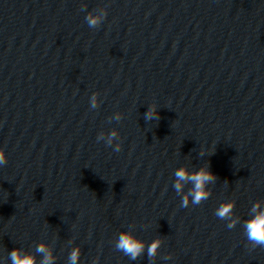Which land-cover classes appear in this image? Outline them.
Wrapping results in <instances>:
<instances>
[{"label": "clouds", "instance_id": "1", "mask_svg": "<svg viewBox=\"0 0 264 264\" xmlns=\"http://www.w3.org/2000/svg\"><path fill=\"white\" fill-rule=\"evenodd\" d=\"M89 27L95 28L100 23V18L89 13L85 17ZM93 106H95V98L93 97ZM146 120L158 119V115L155 113V107H150L149 111L145 114ZM116 136L113 132L109 136L108 143L111 144L112 139ZM115 151H120V146L117 145ZM7 163V157L4 149L0 148V165H5ZM177 177V182L174 185L177 193L181 191V182L192 181L194 182V188L182 198L181 206L187 207L189 204V197L191 198V203L199 205L202 201L207 200L210 193L205 190V184L216 179L215 175L205 168H201L198 172L189 174L184 168H180L175 173ZM234 202H225L220 205L216 210V216L220 219H230L232 210L234 208ZM259 208V204H255L252 208L253 212H256ZM235 226V222H231L228 228L231 229ZM245 235L248 242L251 244L252 248L262 247L264 248V211L259 212L254 218L245 222ZM160 245L159 240H155L147 249L148 256L155 257L157 249ZM116 248L122 251L125 255L129 256L131 259L135 260L144 251V243L136 238H134L129 233H121L116 244ZM38 252L44 253L45 258L41 264H52L51 253L47 248L41 244L37 248ZM10 259L12 264H35L34 257L31 255H21L18 249H13L10 252ZM79 259V249H74L70 256L71 264H77Z\"/></svg>", "mask_w": 264, "mask_h": 264}]
</instances>
